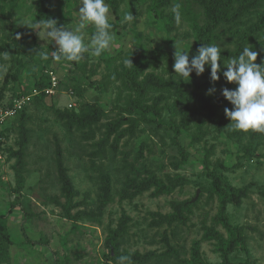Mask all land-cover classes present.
Returning a JSON list of instances; mask_svg holds the SVG:
<instances>
[{"label":"rangeland","instance_id":"374dc122","mask_svg":"<svg viewBox=\"0 0 264 264\" xmlns=\"http://www.w3.org/2000/svg\"><path fill=\"white\" fill-rule=\"evenodd\" d=\"M25 4L18 10L0 0V107L9 108L13 98L28 93L33 83L49 72L57 85L41 105H28L21 111L24 116L19 114L2 127L0 218L12 240L11 261L5 264H115L108 260V244L122 221L126 231L119 238L120 250L148 254L143 263L184 264L197 244L204 261L221 264L215 243L202 239L203 228L214 225L219 205L216 194L208 191L212 185L204 167L207 154L208 170L217 174L222 186L246 193L238 205L227 208L229 222L240 227L244 237L243 246L230 255V261L264 264V141L253 145V155L246 157L243 148L250 142L247 134L226 139L207 118L205 105L185 103L174 95L156 103L155 112L134 115V126L126 122L129 115L123 111L129 96L134 95L125 90L115 72L126 65L127 55L158 48L175 53L176 48L192 57L199 48L196 29L208 21L204 9L194 0H124L115 12L109 7L114 39L108 50L99 57L85 53L74 64L63 59L48 64L36 52L40 49L50 55L47 47L54 42L42 40L38 30L22 22L36 23L45 19L47 12L57 27L73 29L80 22L82 0H25ZM129 13L134 19L125 22L123 18ZM257 21L256 16L243 18L235 28L243 31ZM225 29L214 31L218 34L214 44L221 47L223 57L226 51L237 49L235 35ZM24 31L34 33L35 38L26 40ZM94 31L91 24L82 30L85 44L90 43ZM114 53L120 55L111 62L109 54ZM226 61L221 58L225 70ZM207 69L206 65L203 74ZM161 71L160 67L157 72ZM227 84L234 85L220 77L212 83L215 92H205L212 104ZM154 95H150L147 106L157 101ZM86 103L100 108L103 116L91 135L84 136L75 129L68 130L56 111L79 110ZM186 106L196 108L197 114L182 121L180 114ZM225 108H232L230 102L218 110V115L225 117L226 131L233 130ZM171 125L180 130L178 139ZM116 133L124 136L112 146ZM58 155L73 186L71 214H80L74 226L64 216L65 199L56 181ZM19 160L25 181L17 191L15 166ZM105 178L111 202L104 205ZM177 178L186 182L170 194L154 197L153 185L136 192L145 182L167 186L169 179ZM173 202L193 206L185 224L157 225L156 215L172 213ZM217 230L227 236L222 227Z\"/></svg>","mask_w":264,"mask_h":264},{"label":"trees","instance_id":"16d2710c","mask_svg":"<svg viewBox=\"0 0 264 264\" xmlns=\"http://www.w3.org/2000/svg\"><path fill=\"white\" fill-rule=\"evenodd\" d=\"M8 1V6L22 10L25 8V0H6ZM124 0H105L108 6L115 12L118 9L119 3ZM200 7H202L206 13L207 24L204 27L197 28L196 38L198 46L202 44H213L214 40L217 39L215 30L218 27L226 28L225 31L231 32V35H235L237 40V49L234 51H226V56L221 58L231 59L237 57L244 45L246 43H251L250 48L254 51H264V31L261 35L259 31L264 30V0H194ZM16 3H19L18 6ZM42 15V14H40ZM45 19L50 18L49 13H45ZM257 17L258 21L251 24L248 28L242 30L235 28L239 23L242 22L243 18L247 20H252L254 17ZM26 40H33L35 34L29 31H24L22 33ZM47 50L51 52L49 59L46 61L50 64L54 61L51 56L54 51H56V46L50 44L47 47ZM109 52V51H108ZM229 52V53H228ZM113 54V53H110ZM109 54V61L114 62L118 60L119 53H114L115 55ZM129 59L131 64H124L120 66L119 71L115 72L116 79H121L120 81L124 85L125 90L132 92L134 96H129V100L126 104V108L123 110L128 116L127 121L134 126L136 119L133 118L134 115H141L144 112L154 111L157 108L156 103L171 98L172 95L176 97V100L188 103L196 102L205 105L204 110L206 111V116L211 120L218 128V131L225 136L228 140H233L235 138H240L242 135L247 134L250 142L249 145L244 147L245 156L250 158L253 155L256 147L253 145H260L264 141V131H257L249 129L247 131L243 130H228L226 131L225 126V117L218 115V110L224 108L228 101L221 95V89L228 88L234 89L236 85L227 84L219 90V94L215 98L214 104L211 103L210 98L205 95V92L209 88H212V82L210 80V70L208 73L201 74L197 76L195 72L190 73L189 80H182L173 70L174 64V52L162 48L155 49L153 51L143 50L141 52L129 53L126 60ZM191 59V57H189ZM264 59L263 55H258L257 64L261 63V60ZM74 64V61H72ZM221 64L222 71H226L223 68L221 61H218ZM160 67L162 71L157 72ZM220 73H218L219 75ZM168 75V76H166ZM222 75V74H220ZM223 77V76H220ZM224 78V77H223ZM50 76H42L37 83H33L32 89L28 93L18 94L17 97L13 98L12 103L16 99H20L23 96L30 95L32 90H37L36 95H31L29 102L23 106V109L30 106L41 105L47 95L44 93V89L50 87ZM215 85H219L218 83ZM154 94H159L155 96ZM150 95L157 97V101L147 106L149 103ZM167 95V96H165ZM12 103L9 106H12ZM186 105V104H185ZM2 106L0 107V109ZM8 108V107H7ZM187 108V106H186ZM4 109V108H3ZM23 109L17 110V113L12 119H16L19 114H22ZM23 110V111H22ZM22 111V112H21ZM196 108H187L184 112L180 114L182 121H186L188 118L196 115ZM23 116L25 113L22 114ZM57 118L63 123V125L68 129H75L78 132L85 134H90L93 132L92 128L98 123L100 118L103 116V112L100 108L92 104H83L79 110H63L56 111ZM10 119V120H12ZM8 120V121H10ZM7 121V122H8ZM119 123H115L116 128H119ZM9 124V122H8ZM170 130L173 131L174 137L178 139L181 135L180 130L177 127L170 126ZM123 133V132H122ZM122 133H116L113 140V145L116 146L118 141L124 135ZM208 154L204 157V167L207 171V176L211 180L212 188L208 191L216 194L218 198V210L217 214L213 218L214 225L211 227H204V233L202 236L203 241H213L215 244V251L221 257V264H240L230 261V255L236 251L237 248H240L244 244V237L242 235V230L238 226H233L227 218V208L229 205H238L246 195L245 191L238 190L235 188L225 189L222 186V183L213 171H209L208 164ZM225 169L224 166H221ZM23 162L19 160L15 166V176L18 182L17 191H20L24 186L25 178L23 176ZM56 169H57V185L59 187L62 197L65 199L63 207L64 216L70 221L74 226L76 220L80 217V214L72 215L71 211L74 207L73 197L74 191L73 186L70 182V179L65 173V169L62 166L59 155L56 158ZM186 181L182 179H169L168 185L158 184L157 182H145L141 185L136 192L139 194L141 191L148 190L151 185L155 186V191L153 196H161L165 194H170L175 188L182 186ZM104 186V205L111 202L109 197V188H108V179L105 178L103 181ZM203 190L201 189V192ZM172 213L160 215L157 214V225L165 224L171 226L172 224H185L187 219V214L191 213V208L193 207L189 202L175 203L171 205ZM220 226L223 228L225 237L223 233L217 230V227ZM126 231V224L122 221V224L119 225V229L113 233L112 241L108 244V260L112 261L115 264H118V259L121 255H127L131 258V264H146V259L148 254L140 256L138 253L129 254L123 250H120L121 242L119 238L122 237L123 233ZM12 240L10 234L4 223L0 218V264L10 263L11 261V252ZM184 264H208L204 261L200 255L199 248L193 246L191 249V258L184 262Z\"/></svg>","mask_w":264,"mask_h":264},{"label":"clouds","instance_id":"9594fccd","mask_svg":"<svg viewBox=\"0 0 264 264\" xmlns=\"http://www.w3.org/2000/svg\"><path fill=\"white\" fill-rule=\"evenodd\" d=\"M176 18L179 20V12ZM109 6L105 0H82V5L78 9L79 23L73 29L57 27L55 19L47 18L33 23L32 21L22 22L30 28L38 30L42 40L54 42L56 51L51 58L54 61L66 60L69 62L79 61L82 55L91 52L93 56L99 57L109 49L114 35L110 31L112 25L109 23ZM125 22L134 19L131 13L124 16ZM94 26L95 31L91 36L89 44L84 43L82 30L86 25ZM221 47L217 44H202L189 59L187 51L175 48L173 70L182 80H189L190 73L195 72L197 76L205 71V66L210 68V80L215 82L220 79V75L229 83H234V89L223 88L221 95L232 105V108H225L224 114L230 120L228 124L233 130L247 131L249 129L264 131V59L257 64L259 53L249 47H244L237 57L223 62L226 71H222ZM36 54L47 61L49 55L43 50H38ZM131 64L130 60L125 61ZM132 65V64H131ZM215 92V88L207 90L208 95ZM118 264H131V258L121 255Z\"/></svg>","mask_w":264,"mask_h":264},{"label":"built area","instance_id":"2783aa9c","mask_svg":"<svg viewBox=\"0 0 264 264\" xmlns=\"http://www.w3.org/2000/svg\"><path fill=\"white\" fill-rule=\"evenodd\" d=\"M48 74H50L49 75L50 76V82H51L50 87L44 89L43 91L46 95H52L53 90L57 85V81H56V78L53 77L52 72H49ZM37 93H38L37 90H32L30 95L23 96L20 99L14 100L11 107L0 109V151H1V143L3 141L2 127L5 126V124L8 120L12 119L15 116V114L17 113V110L23 109V106L26 105L27 102H29L31 95H36ZM0 159H1V155H0Z\"/></svg>","mask_w":264,"mask_h":264}]
</instances>
